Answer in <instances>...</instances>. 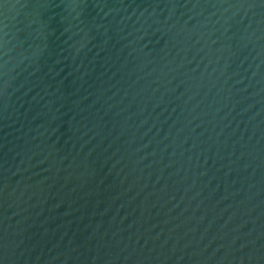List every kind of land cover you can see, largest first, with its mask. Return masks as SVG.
I'll return each instance as SVG.
<instances>
[{
    "label": "water",
    "instance_id": "1",
    "mask_svg": "<svg viewBox=\"0 0 264 264\" xmlns=\"http://www.w3.org/2000/svg\"><path fill=\"white\" fill-rule=\"evenodd\" d=\"M0 264H264V0H0Z\"/></svg>",
    "mask_w": 264,
    "mask_h": 264
}]
</instances>
